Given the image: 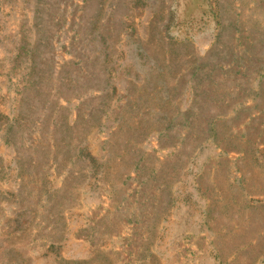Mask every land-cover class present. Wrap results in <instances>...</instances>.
Returning <instances> with one entry per match:
<instances>
[{"label": "rangeland", "instance_id": "1", "mask_svg": "<svg viewBox=\"0 0 264 264\" xmlns=\"http://www.w3.org/2000/svg\"><path fill=\"white\" fill-rule=\"evenodd\" d=\"M0 264H264V0H0Z\"/></svg>", "mask_w": 264, "mask_h": 264}]
</instances>
